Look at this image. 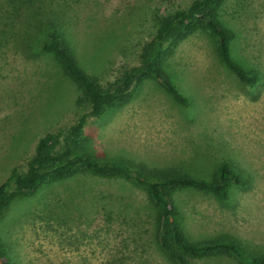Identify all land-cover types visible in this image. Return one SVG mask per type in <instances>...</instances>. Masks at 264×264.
<instances>
[{
	"label": "rangeland",
	"instance_id": "1",
	"mask_svg": "<svg viewBox=\"0 0 264 264\" xmlns=\"http://www.w3.org/2000/svg\"><path fill=\"white\" fill-rule=\"evenodd\" d=\"M193 0H56L68 21L63 33L77 63L102 88L138 65L154 34L147 21ZM56 7V6H55ZM233 33L230 56L257 70L247 86L219 59L211 38L195 33L162 63L176 101L156 80H145L129 103L86 128L90 153L142 175L160 171L210 181L223 164L245 182L228 200L184 189L176 195L180 224L193 243L218 237L264 256V0H226L218 10ZM2 20L0 26L7 23ZM146 20V22H144ZM3 28V27H2ZM0 46V185L16 167L26 171L38 138L70 127L80 115L73 84L31 34L4 26ZM7 39V40H6ZM64 81V83H63ZM158 171V172H157ZM145 191L121 178L79 175L15 199L0 215V243L10 264H168L153 243ZM194 264H239L212 256Z\"/></svg>",
	"mask_w": 264,
	"mask_h": 264
},
{
	"label": "trees",
	"instance_id": "2",
	"mask_svg": "<svg viewBox=\"0 0 264 264\" xmlns=\"http://www.w3.org/2000/svg\"><path fill=\"white\" fill-rule=\"evenodd\" d=\"M225 2L193 0L188 6L166 14L156 11L147 19L153 23L155 31L151 39L141 45L138 65L126 68L112 85L102 88L82 70L75 53L66 43L62 32H65L68 21L62 16V4L56 0H0V23L7 18L3 28L0 26V46L6 44L4 26L11 33L16 26L24 32L31 25L37 27L38 32L31 34V38L52 57L64 80L73 84L77 93L74 105L81 112L67 129L38 138L25 172L16 167L10 171L0 185V215L15 199L34 196L43 186L77 180L79 175L84 182L85 177L121 178L145 191L146 207L153 221V243L168 264H194L193 260L224 255L236 259L239 264H264V256L251 257L239 243L221 236L205 243H193L180 224L176 202L179 191L194 189L228 200L232 188L245 183L225 164L219 166L210 181L181 173L170 176L164 170L150 177L120 162H100L85 145L90 120L129 103L137 85L145 80L160 82L168 95L185 103L167 80L162 63L175 46L192 34L208 35L221 62L241 83L254 86L259 81L257 70H244L230 56L233 33L221 24L218 17V10ZM1 246L0 243V264H10Z\"/></svg>",
	"mask_w": 264,
	"mask_h": 264
}]
</instances>
